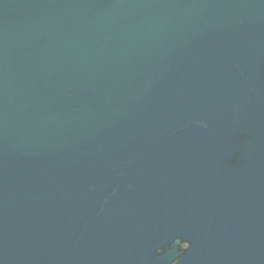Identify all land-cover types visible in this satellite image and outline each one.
I'll list each match as a JSON object with an SVG mask.
<instances>
[{
  "label": "water",
  "instance_id": "water-1",
  "mask_svg": "<svg viewBox=\"0 0 264 264\" xmlns=\"http://www.w3.org/2000/svg\"><path fill=\"white\" fill-rule=\"evenodd\" d=\"M0 264H264V0H0Z\"/></svg>",
  "mask_w": 264,
  "mask_h": 264
}]
</instances>
